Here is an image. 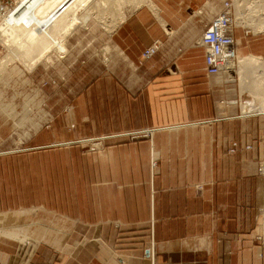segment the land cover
<instances>
[{
	"label": "crops",
	"instance_id": "1",
	"mask_svg": "<svg viewBox=\"0 0 264 264\" xmlns=\"http://www.w3.org/2000/svg\"><path fill=\"white\" fill-rule=\"evenodd\" d=\"M157 1L164 17L144 5L108 28L133 63L172 24L199 14L203 33L224 2ZM234 34L237 51L264 60V32ZM204 54L189 45L176 63H139L151 78L133 90L111 73L93 80L21 142L5 144L15 128L0 113V264H264V113L216 105V88L236 83L207 79ZM89 135L99 150L72 145Z\"/></svg>",
	"mask_w": 264,
	"mask_h": 264
},
{
	"label": "rangeland",
	"instance_id": "2",
	"mask_svg": "<svg viewBox=\"0 0 264 264\" xmlns=\"http://www.w3.org/2000/svg\"><path fill=\"white\" fill-rule=\"evenodd\" d=\"M153 1L157 6H160V16L164 17L165 13L162 9L166 11L164 8L165 5L162 6L158 4L157 0ZM139 2L141 3L139 0H125L120 7L110 4L105 6L107 2L103 3L104 6L98 5L99 3L91 6V8L88 9L91 14L90 21L87 24H80L81 26L79 25L76 30H73V34L66 40L69 52L64 60H60L58 54L54 52L51 54L52 60L50 62L43 60L33 71H28L24 63V58L10 55L11 61L4 73L0 76V113L5 114L6 117L11 119L15 128L14 133L5 142L6 145L12 144L14 140H17V137H20L18 141L21 142V140L29 136L31 132L39 129L42 123L47 119V115L49 118L54 117V119H58L62 115L70 113L74 108L77 97L85 91L86 87H88L93 80L101 77L103 78L105 75L111 73L116 78L118 77L129 82L132 87L131 90H133L144 83H148V80L151 78L148 68L146 67L144 70L139 63L146 64L147 62L153 61L157 63L167 62L173 64L177 62L176 57L182 55L186 47L189 45H198V41L200 42V36L202 34L200 29L203 26L201 23H198L201 18L199 14H197L199 18L193 22L187 24H172L171 26L174 28V32L166 34L164 39H157L160 40L161 45L155 55L151 58H144L143 56L145 50L154 43L153 41V43L143 50L141 61L133 63L124 51L113 43L108 33V28H115L117 22L114 18H119L121 14V16L124 14L129 16L135 11V7ZM166 2V6L168 5L169 8L173 10L174 0H167ZM257 2H259L258 6H264V0H257ZM0 4V22H2L8 9L12 10L17 7V1L0 0ZM248 4L239 9L240 16L246 15L244 18V26L253 29L255 33L264 32V14L262 11H259L261 15H259L260 13L256 14V12L252 13L253 10L249 11L250 9H246V7L249 6ZM147 6L150 7L149 5ZM207 6L210 7V3H208ZM211 7L213 9L212 5ZM236 10L237 8L235 7V16L237 17ZM191 11L192 10L188 8L184 12V15H190ZM153 13L155 15L154 11ZM84 25L86 27H82ZM237 27H239V25ZM6 54H10V51L4 46L0 39V60ZM242 67H244V65ZM169 73L172 74L173 72ZM248 74L244 72V75L240 77L241 73H235L234 76L227 78V80L234 78L231 80L233 83H236V86L222 90L221 88H216L215 104L227 108L230 106L238 107L240 113L238 116H240L243 115V111H246V107L248 106L246 105L247 102H262V100H264V82L262 85L260 82H257L260 85L256 89V86L252 84L253 79L250 80L249 77L255 76L254 69H251ZM213 77L214 76H208L207 79H213ZM242 83L245 84L243 85L245 87L242 86ZM249 87H252V89ZM246 89H248L249 92ZM228 90L235 94L228 97ZM245 97H247L246 102ZM231 100H238L240 103L237 105H230L228 102ZM252 116L256 115H250V117ZM188 123L191 122L189 121ZM73 126L75 125L73 124ZM171 126H176V124ZM148 130L150 129L146 128L128 132L126 135H122L123 137L116 136L114 139L126 138L134 141L141 138H150L151 132ZM143 131L148 132V134H140ZM130 133L137 134L131 135ZM99 138L102 137L89 135L81 137L79 139L80 141L70 143L78 146L84 153H93L100 148ZM84 139H88V141H82ZM261 164H264V156L260 160L259 167H261Z\"/></svg>",
	"mask_w": 264,
	"mask_h": 264
},
{
	"label": "bare ground",
	"instance_id": "3",
	"mask_svg": "<svg viewBox=\"0 0 264 264\" xmlns=\"http://www.w3.org/2000/svg\"><path fill=\"white\" fill-rule=\"evenodd\" d=\"M15 1H17V7L12 10L8 9L6 14L4 15L3 21L0 22V39L3 42L4 46L10 51V54L4 55V57L0 60V76L2 75V73H4L6 67L11 61L10 55L14 57L21 56L22 58H24V63L27 66L28 71H33L36 66L43 60H49L51 54L55 51L60 54V56L64 57L66 54V38L80 24H87V22L90 21L91 14L90 10L88 9H90L91 6L97 5V3H99L98 5L100 6H104L103 3L107 2L105 6L110 4L113 6L115 5L116 7H120L125 0ZM139 1H141V3L139 2V4H137L135 10L142 5L147 4L151 7L156 15L160 16L159 7L154 3L153 0ZM233 1L235 7L237 8V26H244L245 24L244 18L246 15L240 16L239 9L240 7L246 6L248 3L249 6H247L246 9H250L249 11L253 10L252 13L256 12V14L260 13L259 11H262V13L264 14V6H258L259 2H257V0ZM121 15L119 18H114L117 22H115V26H118L127 18V14H124L123 16ZM259 15H261V13ZM83 27H85V25ZM243 65L244 67H242ZM230 67V71L215 76V80L218 82L232 81L231 79L234 78L228 80L227 78L234 76L235 73H241V77L242 75H244V72L245 74H248L250 73L251 69H254V75L257 76H249L250 80L253 79L252 84H254L257 89V87L260 84L262 85V83L264 82V60L261 57L254 56L252 54H242L238 51L237 60L235 61V63L231 64ZM257 82H260V84H258ZM243 85L245 84L242 83V86ZM249 88L252 89V87ZM246 90L248 91V89ZM246 101L247 97H245V102ZM229 103L236 104L237 101H230ZM246 105L248 106L246 107V111H243V114L264 113V100H262V102H247ZM240 116L242 117V115Z\"/></svg>",
	"mask_w": 264,
	"mask_h": 264
},
{
	"label": "built area",
	"instance_id": "4",
	"mask_svg": "<svg viewBox=\"0 0 264 264\" xmlns=\"http://www.w3.org/2000/svg\"><path fill=\"white\" fill-rule=\"evenodd\" d=\"M237 27L235 16V5L233 0H224L221 11L216 14L206 26L202 33L200 44L205 51L204 61L205 70L208 76H215L230 71L231 64L237 60V40L234 31ZM161 45L160 40H155L154 43L148 47L143 56L144 58H151L159 50ZM233 101V100H231ZM237 101V105L240 101ZM148 132L143 131L140 134ZM131 135L137 133H130ZM146 134V135H147ZM239 144L234 142L231 153L238 151ZM246 149H251L252 145L248 144ZM264 164H261L260 171L262 172Z\"/></svg>",
	"mask_w": 264,
	"mask_h": 264
}]
</instances>
